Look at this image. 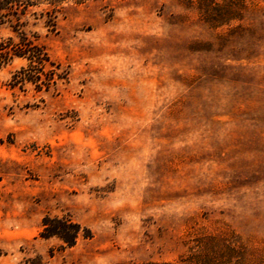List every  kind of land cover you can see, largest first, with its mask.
<instances>
[{
  "label": "rangeland",
  "instance_id": "obj_1",
  "mask_svg": "<svg viewBox=\"0 0 264 264\" xmlns=\"http://www.w3.org/2000/svg\"><path fill=\"white\" fill-rule=\"evenodd\" d=\"M27 28L70 75L0 68V264H202L214 240L264 264V0H69Z\"/></svg>",
  "mask_w": 264,
  "mask_h": 264
},
{
  "label": "trees",
  "instance_id": "obj_2",
  "mask_svg": "<svg viewBox=\"0 0 264 264\" xmlns=\"http://www.w3.org/2000/svg\"><path fill=\"white\" fill-rule=\"evenodd\" d=\"M67 1L69 0H0V24H6L11 32L0 40V68L12 64L15 59L23 61V64L11 72L12 87L24 88L26 84H31L37 91H50L57 88L60 82L69 81L70 71L52 58L41 33L27 28L30 24L36 27L42 21L49 31L55 32L58 13L62 4ZM73 1L79 4L86 0ZM43 226L44 237L58 236L69 246L77 242L81 232V225L68 218L45 217ZM212 242V249L218 252L219 258L210 260L211 262L197 260L193 263L228 264L233 261L235 253H240L229 244L223 243V247L219 249L215 240ZM242 255L245 258L244 253ZM208 257L211 259L213 256ZM244 258H238L234 264H246Z\"/></svg>",
  "mask_w": 264,
  "mask_h": 264
}]
</instances>
